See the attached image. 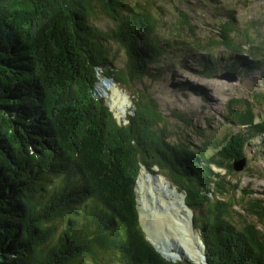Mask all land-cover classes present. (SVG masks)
Instances as JSON below:
<instances>
[{"label": "trees", "instance_id": "trees-1", "mask_svg": "<svg viewBox=\"0 0 264 264\" xmlns=\"http://www.w3.org/2000/svg\"><path fill=\"white\" fill-rule=\"evenodd\" d=\"M97 10L115 23L112 31L94 26ZM118 11L124 14L116 19ZM155 26L147 9L136 10L128 0H0V264H80L111 244L120 245L126 264H192L164 260L146 241L133 192L142 165L164 168L190 209L208 205L201 224L192 218L206 264H264V238L251 226L237 231L228 204L209 199L224 188V175L201 164L187 142H167L163 116L148 93L136 95L121 123L94 96L99 72L126 86L149 75L150 62L171 46L151 36ZM221 29L219 40L190 45L221 44L245 55L239 65L224 63L225 71L260 70L264 57L242 52L232 40L230 12ZM108 38L127 55L126 69L113 68L103 47ZM245 41L250 50L247 33ZM191 59L187 54L182 61ZM218 66L213 60L199 68L210 76ZM178 88L203 97L187 84ZM244 143L240 138L232 153L233 140L222 146L213 167L231 169L244 158ZM256 203L261 216L264 206ZM58 222L65 227L50 244Z\"/></svg>", "mask_w": 264, "mask_h": 264}, {"label": "rangeland", "instance_id": "rangeland-1", "mask_svg": "<svg viewBox=\"0 0 264 264\" xmlns=\"http://www.w3.org/2000/svg\"><path fill=\"white\" fill-rule=\"evenodd\" d=\"M128 2L134 9H147L155 17L156 26L151 36L161 42L159 45H162L164 40H170L171 46L164 55L150 62L147 72L149 75L141 80H134L129 86L104 77L99 72L94 96L100 99L114 114L116 121L121 123L132 114L130 108L136 95L139 92L148 93L155 100L163 116V125L168 132L167 142L170 144L187 142L190 149L204 160L201 164H210L213 173L224 175V188L220 187L209 193L210 201L228 204V221L237 231H243L251 226L264 238V214L256 216L259 209L254 207H261L256 200H260L262 207L264 206V64L260 70L244 69L240 73H235L236 82L227 83L217 80L218 76L227 74L219 73L225 69L224 63L234 64L233 61H237L239 65L240 59L245 55L235 54L231 48L221 44H214L206 50H202L200 46L190 45L193 40L205 45L209 38L219 40L221 24L225 22L230 12L234 18V29L230 33L232 40L241 46L242 52L257 55L262 60L264 0H202L203 3L199 0H128ZM96 13L92 23L101 32H110L115 28V23L110 17L100 10ZM123 14L118 11V16L114 17L119 19ZM183 16H186L189 25L184 22ZM245 33L253 44L250 50L246 49ZM188 46L194 49L189 50ZM103 47L109 51L113 68L126 69L128 58L122 48L109 38L107 42H103ZM187 54L192 55L193 59L183 62L182 59ZM213 60L219 64L217 72L210 76L201 73L200 62L209 66ZM243 66L241 65V69ZM107 80L111 82L107 83ZM183 84L198 88L203 97H198L190 91H181L178 86ZM235 100L240 102L237 104ZM247 108H252L250 116L245 115ZM235 136L238 138H233ZM240 138L246 140L242 148L246 161L244 169L235 172L232 169L214 168L216 162L220 161L217 156L221 154L222 146L233 140L235 144L232 153L236 151ZM223 159L221 161L226 162ZM138 175L140 179L138 178V189L136 185L137 207L144 210L139 215L140 222L149 235L148 239L160 249L161 245L157 242H160L162 237L172 249L168 251V255L174 259L177 256L178 259L181 256L176 251L181 249L184 259L198 264V257L201 255L198 254V247H196L198 252L193 249L195 242L191 239V229L189 236L183 237L184 241L193 244L186 250L179 242V235L170 222L162 226V229L157 227L156 215L161 216L165 213L188 229L189 222L175 204L181 203V200L179 196H174L172 191L175 189L178 195L183 193L177 191L164 168L160 169L155 165L148 169L142 165ZM55 179L51 180L53 185H56L53 181ZM145 200L147 204L143 208L142 202L145 203ZM182 209L187 214V210L184 207ZM208 209L205 203L202 207L190 210L192 216L197 217V223L201 224L204 218L209 217ZM77 211L83 213L82 208H78ZM64 227L62 222L56 223L50 244L58 240ZM191 227L199 235V231L193 227V221ZM80 264H126V262L120 245L111 244L107 249L99 251L95 260L89 255L83 256Z\"/></svg>", "mask_w": 264, "mask_h": 264}, {"label": "water", "instance_id": "water-1", "mask_svg": "<svg viewBox=\"0 0 264 264\" xmlns=\"http://www.w3.org/2000/svg\"><path fill=\"white\" fill-rule=\"evenodd\" d=\"M223 73H227V72H223ZM236 75H235V73H227V74H225V75H223V76H218L217 77V80H220V81H225V82H227V83H231V82H236ZM111 81H109V80H107V83H110ZM96 91V90H95ZM131 112H133V110H134V106L133 105H131ZM245 163H246V161H245V159L244 158H241V159H238V160H236V161H234V162H232L231 163V169L233 170V171H235V172H240V171H242L243 169H244V167H245ZM137 180H138V176H137V179H136V181H135V185H134V195H135V202H136V210H137V215H138V223H139V226L141 227V231L144 233V236H145V239H146V241H148L152 246H153V248L160 254V256L164 259V260H167V261H171V262H176V261H182L183 260V257H180V258H178L177 259V256H175V259L171 256V255H168V251L171 249L169 246H168V244L166 243V242H162V241H160V242H158L159 243V245H161V247H160V249L155 245V244H153L149 239H148V237H149V235H148V233H147V231H146V229H145V226H143L142 224H141V222H140V215H139V211H140V209L137 207V194H136V191H135V188H136V185H137ZM172 193H173V195L174 196H179V198L181 199V203H178V202H176V204H177V206L179 207V208H183V207H187V205L185 204V202H184V200H185V196H184V194H181V195H178L177 194V192H176V190L175 189H173V191H172ZM188 208V207H187ZM190 210V209H189ZM193 216H192V213H191V218H192ZM191 226H192V220H191ZM191 239L193 240V242H195L194 243V245L190 242V241H186L187 242V244L189 245V246H192L193 245V249L194 250H197V248L196 247H198L201 251H202V256H201V262H200V264H206L205 263V256H204V253H203V249H204V247H203V244H202V242H201V240H200V238H199V235H198V232H195V231H193V230H191ZM175 250H177V249H175ZM178 251V250H177ZM190 260V259H189ZM192 264H194V263H192Z\"/></svg>", "mask_w": 264, "mask_h": 264}, {"label": "bare ground", "instance_id": "bare-ground-1", "mask_svg": "<svg viewBox=\"0 0 264 264\" xmlns=\"http://www.w3.org/2000/svg\"><path fill=\"white\" fill-rule=\"evenodd\" d=\"M225 72H227V73H231V72H229V71H225ZM222 74V73H221ZM115 91V90H114ZM115 93H116V91H115ZM138 178L140 179V177L138 176ZM138 182H139V180H137V189H138ZM135 191H136V188H135ZM158 191L161 193V190L158 188ZM136 194H137V192H136ZM137 200H138V195H137ZM181 200V199H180ZM182 202V201H181ZM142 204H143V208H145V205L147 204V202H146V200H145V203L144 202H142ZM175 204H176V202H175ZM177 205V204H176ZM185 208V207H184ZM181 209V208H180ZM186 210H187V214H185V212L183 211V209H181V211H182V214L184 215V217L187 219V221L189 222L188 224H187V226H188V229L185 227V226H182V225H180L177 221H174L169 215H167V214H163V215H156L157 216V218H156V221H157V227L160 229H162L163 227L162 226H164L166 223H171L172 224V227H173V229L176 231V233L179 235V242L184 246V248L187 250L188 248V244H187V242L186 241H184L183 240V237L184 236H189V234H190V229L192 230V227H191V210H189V208H185ZM142 211H144V210H142V209H140V211H139V214L142 212ZM189 230V231H188ZM171 236H175L176 234H170ZM154 239V238H153ZM161 239V241L162 242H165V240L161 237L160 238ZM201 240V239H200ZM154 241H155V239H154ZM168 241V240H167ZM157 242V241H156ZM201 242H202V240H201ZM158 243V242H157ZM159 244V243H158ZM199 249V248H198ZM170 250H172V249H170ZM169 250V251H170ZM197 252H198V250H197ZM176 253H178L179 254V256H182V257H184L183 256V252L181 251V249L179 250L178 249V251H176ZM198 254H200L201 256H202V251L199 249V252H198ZM175 255V254H174ZM201 256L200 257H198V264H200V262H201ZM185 258V257H184Z\"/></svg>", "mask_w": 264, "mask_h": 264}, {"label": "clouds", "instance_id": "clouds-1", "mask_svg": "<svg viewBox=\"0 0 264 264\" xmlns=\"http://www.w3.org/2000/svg\"><path fill=\"white\" fill-rule=\"evenodd\" d=\"M223 72H225V70H223V71H221V72H219V73H223ZM231 73H234V72H231ZM139 176V175H138ZM188 207V206H187ZM189 208V207H188ZM190 209V208H189ZM193 218V217H192ZM203 253H204V249H203ZM205 256V255H204ZM182 257V256H181ZM184 260H186V262H190V261H188L187 259H184V257H183V260L182 261H179V262H183ZM190 263H192V262H190Z\"/></svg>", "mask_w": 264, "mask_h": 264}]
</instances>
